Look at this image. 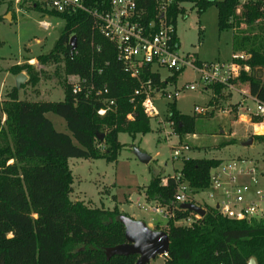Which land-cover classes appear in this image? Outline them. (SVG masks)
<instances>
[{
    "label": "trees",
    "instance_id": "16d2710c",
    "mask_svg": "<svg viewBox=\"0 0 264 264\" xmlns=\"http://www.w3.org/2000/svg\"><path fill=\"white\" fill-rule=\"evenodd\" d=\"M137 1L145 9L148 21H158L160 15L153 0ZM82 2L90 9L110 7L109 0ZM263 2L250 0L238 14L240 0H175L167 12L176 24L178 16L185 13L184 3H192L199 14L216 5L219 29L233 30L234 52L246 51L251 55L245 61L249 70L242 72L238 87L247 84L249 94L261 102H264V77L259 75L264 70ZM3 3L0 0V7ZM20 5L22 9L37 10L65 22L54 48L36 57L41 65L57 64L55 72L61 74L58 76L62 78L65 97L55 102L20 100L19 90L14 87L9 99L0 106V264H135L138 259L135 254L108 259L107 248L126 242L125 225L120 220L122 212L119 207H92L73 200L74 176L69 159L115 161L123 147L120 133L136 138L151 131L152 118L145 113L141 99L136 104L130 101L139 82L124 72L113 44L93 30L89 12L49 10L39 0H21ZM3 19L0 14V22ZM73 36L77 38L74 51L70 44ZM93 60L96 69L103 68L99 81L109 85L110 96L117 103L115 110L103 116L98 110L105 104L99 98L74 94L68 82L70 75L89 76ZM195 61L201 63L197 57ZM11 70L15 74L25 72L27 84L33 85L39 82L42 72L28 63L13 65ZM182 71H174L167 81L176 84ZM153 78L160 88H166V81L161 82L159 75ZM207 89L215 95L225 94L223 85ZM169 109L167 120L174 122L179 136L195 133V115L182 113L175 102L169 103ZM48 112L64 117L72 135L57 130L47 117ZM131 113L133 118L129 119ZM2 114L6 115L4 122ZM252 137L264 143V134ZM222 161L190 158L183 160L180 170L199 191L209 185L211 169ZM164 177H169L167 185L162 184ZM144 192L148 201L165 206L169 212L163 228L170 238L166 264H248L251 258L264 264V220L229 219L213 209L196 218L194 212L174 203L176 183L161 172L153 174ZM189 216L195 217L191 225L178 224Z\"/></svg>",
    "mask_w": 264,
    "mask_h": 264
},
{
    "label": "rangeland",
    "instance_id": "374dc122",
    "mask_svg": "<svg viewBox=\"0 0 264 264\" xmlns=\"http://www.w3.org/2000/svg\"><path fill=\"white\" fill-rule=\"evenodd\" d=\"M20 1L4 0L0 7V14L4 17L0 22V106L9 99V93L14 87L19 90L20 100L61 101L65 92L62 78L58 76L61 74L55 72L57 64L41 65L36 57L54 48L65 22L56 16H44L37 10L22 9ZM183 6L185 13L178 16L175 24L181 56L197 57L202 62L230 61L233 56V30L219 29L217 6L210 5L201 14L192 3H184ZM9 13L11 21L6 18ZM42 21H47L49 28H45ZM25 63L41 70V78L36 85L27 84L26 81L17 87L18 74L13 73L11 67ZM157 69L164 77L171 74L167 69ZM259 75L264 77V70ZM199 78L197 71L187 67L178 76L176 84H168V91L193 82L197 83V89L181 90L176 100L159 94L156 106L160 115L152 119L151 131L138 134L136 138L125 132L120 133L119 140L123 147L115 161L104 158H70L69 165L74 176L71 198L92 207H119L122 215L143 220L153 229L159 226V230H164L167 218L155 210V203L147 200L144 188L150 183L153 174L161 172L168 176L181 169L183 160L171 159L172 147L179 146V139L190 144L191 151L187 154L189 158H220L225 161L238 158L262 159L264 143L254 140L252 144L246 145L254 128L241 122L244 115L255 112L256 102L243 95L241 102L244 104L241 105V102L234 103L231 95L230 98L225 96L221 103H209L210 98L204 92ZM246 85L241 89L245 91ZM239 96L235 93V99H239ZM172 102L176 103L182 113L196 116L195 133L179 136L175 126L168 122L169 103ZM196 106L209 109L207 112L196 113ZM47 117L57 130L72 135L64 117L54 112H48ZM5 119L6 115L2 114V121ZM222 129H225L224 133ZM167 132L170 133L168 136ZM230 140L234 142L223 145V142ZM74 142L78 144L76 140ZM137 149L151 156V161L142 162L136 155ZM196 200L211 202L206 191L200 192ZM148 264H166L165 256H157Z\"/></svg>",
    "mask_w": 264,
    "mask_h": 264
},
{
    "label": "built area",
    "instance_id": "2783aa9c",
    "mask_svg": "<svg viewBox=\"0 0 264 264\" xmlns=\"http://www.w3.org/2000/svg\"><path fill=\"white\" fill-rule=\"evenodd\" d=\"M39 1L49 10L64 12L81 9L92 15L93 30L113 44L116 58L124 72L139 82V86L130 97L131 103L136 104L141 99L145 113L152 119L159 118L160 115L156 106L159 94L167 99L176 100L181 90L197 89V83L193 82L182 88H175L174 91H168L167 87L160 88L158 86L153 75H159L161 82L166 81L167 85H172L167 79L174 71L191 67L199 73V81L204 89H207L208 86L223 85L226 90L248 96V91L247 93L242 91L238 84L241 82L242 72L249 70L245 61L250 58V53L235 51L232 59L228 62H201L200 64L192 56H181L175 24L167 15L175 0H153L160 15L158 21H148L145 9L139 6L137 0H109L110 7L107 10L90 9L83 4L82 0ZM249 1L240 0L236 12L240 14L244 5ZM262 6L264 8V2ZM41 24L45 28H49L47 21H42ZM100 50L101 47L98 46L97 51ZM108 64L109 62H106V65ZM157 68L167 69L171 74L164 77ZM102 73L103 68L96 69L93 60L89 76L70 75L68 82L72 85L74 94L82 93L86 97L95 96L99 98L105 104L98 110V113L103 116L108 111L115 110L117 103L116 99L110 96L109 85L99 81L98 75ZM248 97L256 102V110L244 115L241 122L253 126V136L259 133L257 126L264 127V102L251 95ZM208 109L195 107L196 113L207 112ZM128 118L132 119L133 114H129ZM168 122L175 126L174 122ZM169 134L166 133L167 136ZM178 145L172 147L171 159H190L187 157L191 151L190 144L179 139ZM170 176L176 183L174 196V203L176 204L195 203L206 210L213 209L219 215L234 220H247L249 222L264 220V157L258 160L246 158L223 160L211 169L209 185L199 191L190 185L181 170ZM168 181L169 177H164L162 184L167 185ZM202 191L207 192L211 202L196 200ZM155 210L163 213L168 219L169 212L165 206L155 204ZM194 216L200 217L196 213ZM195 217L189 216L181 219L178 224L189 226Z\"/></svg>",
    "mask_w": 264,
    "mask_h": 264
},
{
    "label": "water",
    "instance_id": "95a60500",
    "mask_svg": "<svg viewBox=\"0 0 264 264\" xmlns=\"http://www.w3.org/2000/svg\"><path fill=\"white\" fill-rule=\"evenodd\" d=\"M6 18L11 21V14L6 15ZM71 49L74 51L77 47V38L73 36L70 40ZM28 80L26 73H19L16 77L17 87H20ZM104 134H101V138ZM254 138H249L245 144H252ZM138 158L144 162L149 163L152 159L146 153L136 150ZM182 209L192 211L200 216L206 214V209L195 203H182ZM120 220L125 225L126 242L109 247L106 250L108 259L114 255H137L138 259L135 264H148L157 256H167L170 250V238L165 230H157L149 227L143 220H135L128 215H121ZM248 264H258L255 258H251Z\"/></svg>",
    "mask_w": 264,
    "mask_h": 264
},
{
    "label": "crops",
    "instance_id": "0c3cea01",
    "mask_svg": "<svg viewBox=\"0 0 264 264\" xmlns=\"http://www.w3.org/2000/svg\"><path fill=\"white\" fill-rule=\"evenodd\" d=\"M233 52H234V50H233ZM198 59H199V58H198ZM199 60H200V59H199ZM33 61H34V60H33ZM33 61H32V62H33ZM200 61H201V60H200ZM201 62H202V61H201ZM241 90H242V89H241ZM247 90H248V86L246 85V90H245L246 93H247ZM242 91H244V90H242ZM204 92H205L206 94H208V96H209V98H210V99H209V103H217V102H220V103H221V102L224 100V97H225V96H228V97L230 98L231 95H233V96H232V99H233V100H232V99H231V100H232L234 103H240V102H241V98L243 97V95L240 94V93H238V92H231V91L226 90V89H225V91H224L225 94H224L223 96L215 95L214 92H213V90H211V89H205ZM235 93L240 94L239 99H235ZM247 95L250 96L249 92H248ZM241 96H242V97H241ZM248 96H247V97H248ZM228 97H227V98H228ZM217 99H218V101H217ZM233 102H230V101H229V103H233ZM234 103H233V104H234ZM222 104H224V103H222ZM240 104L242 105V104H244V102L242 101ZM240 107H241V106H239V108H240ZM239 108H238V109H239ZM238 113H239V111H238ZM221 131L224 133V132H225V129H222Z\"/></svg>",
    "mask_w": 264,
    "mask_h": 264
},
{
    "label": "bare ground",
    "instance_id": "6f19581e",
    "mask_svg": "<svg viewBox=\"0 0 264 264\" xmlns=\"http://www.w3.org/2000/svg\"><path fill=\"white\" fill-rule=\"evenodd\" d=\"M257 130L259 133H263L264 132V127L263 126H257Z\"/></svg>",
    "mask_w": 264,
    "mask_h": 264
}]
</instances>
